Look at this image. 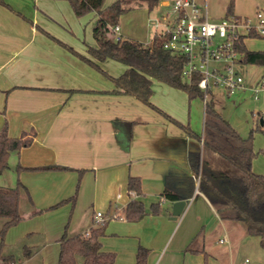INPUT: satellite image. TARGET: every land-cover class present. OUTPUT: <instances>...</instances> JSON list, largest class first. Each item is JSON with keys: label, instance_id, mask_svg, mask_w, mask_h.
I'll list each match as a JSON object with an SVG mask.
<instances>
[{"label": "crops", "instance_id": "1", "mask_svg": "<svg viewBox=\"0 0 264 264\" xmlns=\"http://www.w3.org/2000/svg\"><path fill=\"white\" fill-rule=\"evenodd\" d=\"M230 1L231 17L254 20L257 11L264 12V0H200L213 21L226 16ZM92 15L84 24L65 1L0 2V128L6 123L11 138L33 134L30 146L11 155L8 164L70 169L15 172L32 201L30 205L21 195V215L74 197L73 204L67 201L43 212L45 216L59 212L69 220L67 232H47L43 242L59 248L63 234L70 238L101 226V250L115 255L114 264H135L139 246L148 250L146 264H264L259 238L247 236L240 222L221 220L203 194L191 192L190 163L194 158L200 161L202 153L203 101L151 81L150 103L186 126L196 139L122 94L110 79L73 53L94 62L87 54V47H95L93 37L81 40L88 24L95 23ZM123 33L119 28V35L127 38ZM245 39L253 38H244L247 49ZM98 65L110 78L125 71L112 60ZM243 79L245 89L233 95L216 90L211 99L221 116L246 137L234 124L233 109L249 101L261 102L256 112L261 123L254 126L264 132V92H253L260 79L251 83ZM252 149V172L264 176V163L257 159L262 148L252 142ZM129 177L140 180V194L127 190ZM167 187L180 195L179 200L186 199L176 220L171 219L173 201L162 196ZM132 200L143 205L145 215L139 221L124 218L123 209ZM152 205L159 207L156 214L150 210ZM96 213L101 217L96 218ZM23 248L30 250L28 258L22 256L24 262L39 259L37 245L31 242Z\"/></svg>", "mask_w": 264, "mask_h": 264}, {"label": "trees", "instance_id": "2", "mask_svg": "<svg viewBox=\"0 0 264 264\" xmlns=\"http://www.w3.org/2000/svg\"><path fill=\"white\" fill-rule=\"evenodd\" d=\"M53 1L67 2L76 18H82L89 13L95 16L92 28L95 47H87V54L94 62L66 47L68 50L110 79L122 94L134 97L189 135L199 139L186 126L171 119L149 101L152 80L185 91L189 98L202 100V93L196 87V81L187 83L182 78L186 59L163 50V37L155 33L146 44L122 37L119 40L115 39L113 27L118 25L121 15L134 7H145L150 12L159 0H115L105 8H103L105 0ZM232 6L233 3L230 1L226 16L232 14ZM245 38H256V36L250 33ZM243 41L244 37H240L236 45L240 56L239 64L261 67L262 78H264V51H249ZM105 60H112L123 65L125 71L117 78H110L98 65ZM255 131L263 132L260 127H257L246 137H241L215 109L209 94L204 109L201 159L200 161L197 158L191 160L192 177L188 180L192 192L194 178L199 176L198 190L207 198L219 218L223 221L242 223L246 235L259 238V246L264 251V176L254 174L251 169L255 155L252 149V136ZM32 136L31 133L20 138H11L8 136L6 123L2 125L0 128V175L9 168L8 160L11 155L18 154L21 149L30 146ZM261 153L264 154V149ZM45 170L70 169L58 166L22 168L20 165H16L14 169L16 173ZM126 187L128 191L136 195L140 194L138 178L129 177ZM21 195H24L28 203L32 205L27 189L18 179L13 187H0V219L3 220L0 228V264H17L13 256L2 254L1 248L5 232L24 219L19 207ZM162 196L173 202L180 199V195L173 193L168 187L164 189ZM67 201L73 204L74 197ZM67 201H62L45 210H33L29 216L55 209ZM158 209V205H152L150 208L153 214H156ZM123 213L124 218L129 221H139L145 215L142 203L137 200L130 201L123 209ZM102 231V227L99 226L90 230L87 235L67 238L63 234L59 239L57 264H114L115 255L101 250L99 238ZM147 254L148 250L139 246L135 264H146ZM22 255L28 258L30 250L23 248Z\"/></svg>", "mask_w": 264, "mask_h": 264}, {"label": "built area", "instance_id": "3", "mask_svg": "<svg viewBox=\"0 0 264 264\" xmlns=\"http://www.w3.org/2000/svg\"><path fill=\"white\" fill-rule=\"evenodd\" d=\"M162 4L170 9V15L162 17L166 24L154 33L163 37V50L186 59L182 78L187 83L196 81L203 103L216 90L233 95L245 89L236 45L250 33L264 40V12L257 11L254 20L224 16L213 21L200 0H165ZM158 25L157 21L155 28ZM113 31L119 40V26ZM259 91L264 92V78L253 88L254 93ZM198 185L199 176L194 178L195 193H199ZM100 217L101 213H96V218ZM99 221L103 223V219Z\"/></svg>", "mask_w": 264, "mask_h": 264}, {"label": "rangeland", "instance_id": "4", "mask_svg": "<svg viewBox=\"0 0 264 264\" xmlns=\"http://www.w3.org/2000/svg\"><path fill=\"white\" fill-rule=\"evenodd\" d=\"M114 0H105L103 6L106 7L110 5ZM165 0H159L156 7H154L150 12L147 11L145 7H134L128 12L124 13L119 17L118 26L124 32V36L127 38H132L135 41L146 43L151 39L154 32H160L165 26V21L162 20L166 14L170 15V9L164 7L162 4ZM93 15L89 13L82 17L85 21L84 24L92 20ZM159 22L157 28H155L156 22ZM94 23V20L93 22ZM92 23L88 24L85 31V35L81 34V40H86L88 37L92 38L90 27ZM86 27V25H85ZM247 50L249 51H264V41L261 39H245ZM239 71L245 80L249 83L254 80L257 81L263 74L261 67L256 65H241ZM261 103V102H260ZM260 103L254 104V102H247L244 105L233 109L232 116L234 119V124L236 125L239 133L248 135L249 130L253 127L256 122L259 124L260 119L257 118L256 112L259 110ZM232 111V110H231ZM253 111V114L250 112ZM261 120L264 121V116L261 115ZM254 126V130H255ZM264 129V127H262ZM253 145L256 148L264 149V132L255 131L252 136ZM259 151L258 161L264 163V159L261 151ZM9 168L0 175V187L10 188L13 187L16 181V173L14 171L11 162H9ZM21 210H25L21 208ZM25 212V211H24ZM59 212H54L51 215H44L40 213L39 215L29 216L24 215V219L17 225L10 227L4 234L2 238V248L1 253L4 255L13 256L16 263L20 261V264H57L59 248L54 243H44L43 237L47 232L49 234H55L57 231L65 232L66 228L69 226L68 218H63ZM3 220L0 219V228L2 226ZM66 227V228H65ZM67 232V231H66ZM29 234V236H27ZM46 238V237H45ZM37 245L39 247V259L26 263L22 258V249L24 245H29V243ZM244 262V257L242 261ZM249 262V259H248Z\"/></svg>", "mask_w": 264, "mask_h": 264}, {"label": "water", "instance_id": "5", "mask_svg": "<svg viewBox=\"0 0 264 264\" xmlns=\"http://www.w3.org/2000/svg\"><path fill=\"white\" fill-rule=\"evenodd\" d=\"M261 123V122H260ZM186 206V199L178 200L172 203L171 219L176 220Z\"/></svg>", "mask_w": 264, "mask_h": 264}]
</instances>
